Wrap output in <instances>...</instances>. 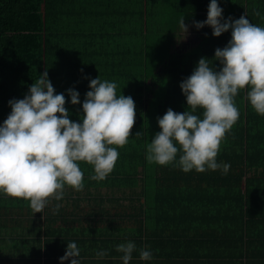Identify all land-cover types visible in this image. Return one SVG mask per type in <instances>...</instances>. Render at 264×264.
I'll list each match as a JSON object with an SVG mask.
<instances>
[{
    "label": "trees",
    "instance_id": "trees-1",
    "mask_svg": "<svg viewBox=\"0 0 264 264\" xmlns=\"http://www.w3.org/2000/svg\"><path fill=\"white\" fill-rule=\"evenodd\" d=\"M217 2L224 20L245 15L264 27V0ZM209 3L0 0V125L9 100L23 99L45 71L73 122H82L97 77L115 82L117 95L136 105L132 135L104 180L90 179L92 166L79 162L83 190L66 186L62 200L34 214L28 201L0 193V264H61L70 242L80 249V264H123L116 246L127 242L136 245L129 264H264V116L251 107L250 88L234 98L239 119L216 157L230 165L226 173H185L175 162L146 160L147 144L161 131L158 118L169 108L189 110L179 85L199 59L222 67L214 54L231 29L214 37L211 27H195L207 19ZM68 89L79 93V104H71ZM195 114L203 118L202 109ZM141 249L153 258L141 260ZM101 251L107 255L98 257Z\"/></svg>",
    "mask_w": 264,
    "mask_h": 264
},
{
    "label": "clouds",
    "instance_id": "clouds-1",
    "mask_svg": "<svg viewBox=\"0 0 264 264\" xmlns=\"http://www.w3.org/2000/svg\"><path fill=\"white\" fill-rule=\"evenodd\" d=\"M222 12L217 0H210L207 19L195 22L197 29L211 27L214 37L231 29L227 45L214 54L222 67L215 71L209 60L200 58L192 74L180 83L189 110L177 113L169 108L158 118L161 131L146 146L148 163L166 166L175 162L185 173L222 167L226 173L230 165L221 166L216 157L239 119L234 99L238 92L250 88L247 99L264 116V27L251 23L245 15L224 20ZM180 26L186 34L184 18ZM88 87L91 90L85 94L79 123L68 118L65 96L54 94L47 71L23 99L8 102L11 112L0 125V193L28 201L33 214L41 213L51 200H62L66 186L83 190L79 162L92 166L90 179L104 180L114 170L117 148L124 147L132 135L136 119L132 97L117 95V84L99 77L91 79ZM67 91L71 104H79V93ZM197 109L203 110L202 119L195 114ZM60 206L56 204L54 211ZM135 249L133 242L116 246L123 254V264H129ZM106 255V251L97 253L101 258ZM79 256L77 244L70 242L60 262L72 258L70 264H80ZM139 258L147 261L153 255L141 249Z\"/></svg>",
    "mask_w": 264,
    "mask_h": 264
},
{
    "label": "rangeland",
    "instance_id": "rangeland-1",
    "mask_svg": "<svg viewBox=\"0 0 264 264\" xmlns=\"http://www.w3.org/2000/svg\"><path fill=\"white\" fill-rule=\"evenodd\" d=\"M183 36V35H182ZM184 36H185V34H184ZM181 39H182V37H181Z\"/></svg>",
    "mask_w": 264,
    "mask_h": 264
}]
</instances>
